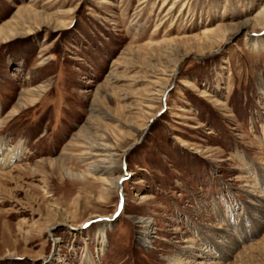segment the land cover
Listing matches in <instances>:
<instances>
[{
    "label": "rangeland",
    "instance_id": "rangeland-1",
    "mask_svg": "<svg viewBox=\"0 0 264 264\" xmlns=\"http://www.w3.org/2000/svg\"><path fill=\"white\" fill-rule=\"evenodd\" d=\"M0 142V264H264V0H0Z\"/></svg>",
    "mask_w": 264,
    "mask_h": 264
},
{
    "label": "bare ground",
    "instance_id": "bare-ground-1",
    "mask_svg": "<svg viewBox=\"0 0 264 264\" xmlns=\"http://www.w3.org/2000/svg\"><path fill=\"white\" fill-rule=\"evenodd\" d=\"M18 107V106H17ZM17 109V108H16ZM15 110V109H14ZM18 112V110H17ZM15 113V112H13ZM0 157H2L0 159V169L6 167L8 165V163L13 160L14 158H12L11 153H4V144L2 142H0ZM89 153L90 155L94 158H99V160H101L103 163H106L107 160L109 163H111L110 158L111 155L109 153V150H107L106 148H104L102 145H98V146H90L89 147ZM110 168H107L106 172L109 173L110 172ZM66 175L68 176H73L71 175V173L67 172ZM79 178H81L82 176H78ZM120 178H116V179H112L111 180V185H117L121 180H119ZM140 224L142 225V227L144 229L148 228V224L145 220H141ZM101 228V227H100ZM104 229L101 228V232L103 233ZM101 234V233H100ZM191 247H186L183 249V254L185 255L186 253H189ZM205 253V251L203 252ZM186 263V262H185ZM182 259H177L174 264H185ZM200 264H204L203 261L199 262ZM206 264V263H205ZM208 264H213V263H208Z\"/></svg>",
    "mask_w": 264,
    "mask_h": 264
}]
</instances>
